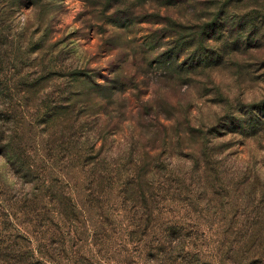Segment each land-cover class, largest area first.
Wrapping results in <instances>:
<instances>
[{
  "label": "rangeland",
  "instance_id": "obj_1",
  "mask_svg": "<svg viewBox=\"0 0 264 264\" xmlns=\"http://www.w3.org/2000/svg\"><path fill=\"white\" fill-rule=\"evenodd\" d=\"M0 132L5 254L264 264V0H0Z\"/></svg>",
  "mask_w": 264,
  "mask_h": 264
},
{
  "label": "trees",
  "instance_id": "obj_2",
  "mask_svg": "<svg viewBox=\"0 0 264 264\" xmlns=\"http://www.w3.org/2000/svg\"><path fill=\"white\" fill-rule=\"evenodd\" d=\"M2 132H3V130H2ZM2 132H0V149L2 148L3 150L0 151V152H2L0 154L3 155L6 152L5 150L7 148H9V147H6V146H9V144L4 143L5 141L2 139V135H3ZM14 170L18 174V177H20V179L23 182L30 184V185L32 184V186L33 185L35 186L29 190L30 192L25 197L27 202H29V203L31 202V204L35 203L37 198L39 197V190L40 189L38 187H36L35 183H31V181L32 182L34 181V175L30 171V168H24L23 166H20V167H14ZM100 178L102 181L105 180L108 182V183H106V186H108L110 184V179H104V177H100ZM100 188H104L103 183L100 184ZM53 196L54 195L51 191H47L46 198L50 199ZM48 202L49 203H55V202L57 203L58 202L57 205H59V201H57V198L54 201L49 200ZM39 211H41V210H39ZM55 213L60 219H63V216H62V213L59 209V206H58V210H56ZM4 243H5L4 241H0V248L2 247V245ZM13 247L15 248V253H16V255H13V256L4 253L5 251H7L6 248L0 249V264H44L42 261H46L48 259L47 257H44L43 255H41V253L39 251L38 252H39L40 256H38L39 258H36L35 253H37V251L32 249L29 245L27 246V248L25 247V250L28 251L27 257H26V255L21 254V252H20L21 250L19 247H16L14 244H13ZM59 249H60V247H59ZM55 254H56V257L59 256V253L56 252ZM51 262H53V261H51Z\"/></svg>",
  "mask_w": 264,
  "mask_h": 264
}]
</instances>
